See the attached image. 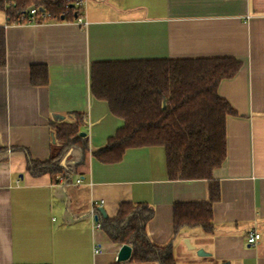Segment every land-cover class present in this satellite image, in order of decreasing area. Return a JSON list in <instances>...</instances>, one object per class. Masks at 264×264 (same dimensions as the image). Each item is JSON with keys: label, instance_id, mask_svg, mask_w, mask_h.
<instances>
[{"label": "crops", "instance_id": "0c3cea01", "mask_svg": "<svg viewBox=\"0 0 264 264\" xmlns=\"http://www.w3.org/2000/svg\"><path fill=\"white\" fill-rule=\"evenodd\" d=\"M82 11L84 26L7 25L0 10V264L119 263L121 244L92 228L91 212L101 208L112 218L124 203L154 211L147 239L172 242L174 255L198 264H264V0H85ZM215 57L241 64L216 91L237 113L225 120L226 157L212 174L220 201L212 205L211 232L182 229L174 237L172 205L204 201L206 181H169L161 147L127 149L117 163H99L91 153L124 125L91 96L90 65ZM41 65L47 85L33 87L29 67ZM72 113L85 115L86 162L68 180L27 172V159L50 158L53 115ZM81 158L68 150L60 164ZM250 233L260 239L249 246Z\"/></svg>", "mask_w": 264, "mask_h": 264}, {"label": "trees", "instance_id": "16d2710c", "mask_svg": "<svg viewBox=\"0 0 264 264\" xmlns=\"http://www.w3.org/2000/svg\"><path fill=\"white\" fill-rule=\"evenodd\" d=\"M75 1L0 0V10L6 15L7 25L69 22L79 13L72 7ZM31 9L34 15H30ZM4 31L0 27V68L6 64ZM90 68L91 96L106 102L110 113L124 125L91 155L101 164H114L127 149L161 147L169 181H206L204 201L172 205L173 236L191 228L211 232L212 205L220 201L219 184L212 174L226 157L225 120L237 115L216 91L220 82L240 70L241 64L232 57H215L99 62ZM29 70L30 85H47L44 65L30 66ZM84 117L83 113H72L52 119L50 158L44 162L27 159V172L33 176L49 174L54 182L73 176L75 166L87 159L86 138L79 136ZM73 149L79 151L81 160L73 166L68 162L62 166L61 160ZM94 213L111 242L130 246L128 263L176 264L172 242L158 246L147 239V224L154 216L149 206L120 204L112 218L103 217L96 208Z\"/></svg>", "mask_w": 264, "mask_h": 264}, {"label": "built area", "instance_id": "2783aa9c", "mask_svg": "<svg viewBox=\"0 0 264 264\" xmlns=\"http://www.w3.org/2000/svg\"><path fill=\"white\" fill-rule=\"evenodd\" d=\"M84 2H85V0H77V1H75L74 5L72 6L77 11H79V13L75 15L74 22L77 25H80V26H84V24H85L84 18H83V15H82ZM29 12H30V15H34L35 14V10H33V9L29 10ZM67 13L68 12H66L65 14H67ZM76 183H80V180H77ZM91 213H92L91 214V216H92V228H94L96 230L101 229L100 226H99V223L97 221L96 214L94 212H91ZM259 239H260L259 234L250 233V235H248V238H247V244L249 246L250 245H254V244L257 243V241ZM100 251H101V249L99 247H96V248L93 249L94 253H99Z\"/></svg>", "mask_w": 264, "mask_h": 264}, {"label": "water", "instance_id": "95a60500", "mask_svg": "<svg viewBox=\"0 0 264 264\" xmlns=\"http://www.w3.org/2000/svg\"><path fill=\"white\" fill-rule=\"evenodd\" d=\"M74 16H75V15H74ZM52 118H53L54 120H57V119L60 120V119H62V116H60V115L57 114V115H53ZM79 136L84 137L85 134L81 132V133H79ZM98 211H99V213L102 214L103 217L105 216V213H103V211H102L101 208H99ZM96 217H97V216H96ZM186 243H188V240H186ZM130 253H131V248H130L129 245H126V244L121 245V247L119 248V251H118V253H117V262L120 263V262H125V261L129 260V258H130ZM195 254H197V255H199V256H207V255H208V253H207V254L203 253L202 250H198V251H196Z\"/></svg>", "mask_w": 264, "mask_h": 264}, {"label": "rangeland", "instance_id": "374dc122", "mask_svg": "<svg viewBox=\"0 0 264 264\" xmlns=\"http://www.w3.org/2000/svg\"><path fill=\"white\" fill-rule=\"evenodd\" d=\"M186 240H188V243H186ZM183 246L186 250H190L193 248V242L189 239H184L183 241ZM176 258V264H180V259L183 261V264H198L195 262V260L191 257L185 256V257H180V254L175 255Z\"/></svg>", "mask_w": 264, "mask_h": 264}]
</instances>
